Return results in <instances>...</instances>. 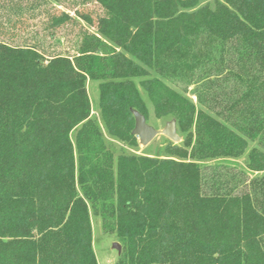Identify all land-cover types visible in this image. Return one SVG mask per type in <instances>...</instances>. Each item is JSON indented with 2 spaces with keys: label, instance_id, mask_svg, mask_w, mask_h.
Returning <instances> with one entry per match:
<instances>
[{
  "label": "trees",
  "instance_id": "1",
  "mask_svg": "<svg viewBox=\"0 0 264 264\" xmlns=\"http://www.w3.org/2000/svg\"><path fill=\"white\" fill-rule=\"evenodd\" d=\"M18 1L0 13V264H97L90 214L116 264H264V0H94L96 32L49 56L7 36L29 27ZM142 93L182 134L164 156L105 138L137 146Z\"/></svg>",
  "mask_w": 264,
  "mask_h": 264
},
{
  "label": "rangeland",
  "instance_id": "2",
  "mask_svg": "<svg viewBox=\"0 0 264 264\" xmlns=\"http://www.w3.org/2000/svg\"><path fill=\"white\" fill-rule=\"evenodd\" d=\"M218 1L222 2L223 0H197L196 8L205 5L213 8ZM0 2L2 3V9L0 12L2 17V15L8 14V9L10 8L8 7V2L12 3L15 2V0H0ZM18 3L20 8L24 10V19H29L28 24L29 26L31 24V28L26 29V27H24L20 28L19 31L11 29L12 32L11 30H8L6 33L7 36L10 35L9 33L15 35L25 34L22 39L28 42L29 40H41L44 44L45 56L51 55L54 51L62 54H72L74 41H76L84 32L89 34L96 32L94 26L95 15L101 14L100 8L95 4L94 0H19ZM71 19L74 20L69 21ZM57 23L60 24L59 30L49 27ZM184 84L185 83H181L175 86L170 83V86L181 91L184 88ZM97 85L98 82L88 79L86 81L87 93L91 105V116L99 119ZM192 89L193 86L188 87L186 93L188 96H191ZM143 98L148 110L146 123L155 130H162L166 124L171 121V118L169 116L161 118L155 117L151 102L144 94ZM193 101L196 102V99L193 98ZM203 109L208 112L205 108ZM176 133L182 138V134L179 132L177 126ZM73 135L74 134L72 133V139ZM104 135L105 138L113 142L118 149L122 148L128 153H135L137 155L149 157L164 156L165 146L169 143L174 144L163 135H158L145 147L139 145L138 138L136 137L137 146L129 147L122 145L115 140L109 139L105 133ZM251 146H253V144H250V147ZM225 163L246 171V153L239 159L228 160L225 161ZM247 174H249L250 177L254 176L249 172ZM90 221L92 226V248L97 264H116L119 254L113 248V244H119L117 238L114 235L105 234L102 231L101 222L98 217L90 214Z\"/></svg>",
  "mask_w": 264,
  "mask_h": 264
},
{
  "label": "water",
  "instance_id": "3",
  "mask_svg": "<svg viewBox=\"0 0 264 264\" xmlns=\"http://www.w3.org/2000/svg\"><path fill=\"white\" fill-rule=\"evenodd\" d=\"M131 112L135 120V126L132 134L138 138V143L140 146H147L158 135H163L174 144H178L181 141L180 136H178L176 133V124L174 120L168 122L162 130H155L146 123L145 117L143 115L134 110ZM113 248L118 254H120L121 247L119 244H113Z\"/></svg>",
  "mask_w": 264,
  "mask_h": 264
},
{
  "label": "crops",
  "instance_id": "4",
  "mask_svg": "<svg viewBox=\"0 0 264 264\" xmlns=\"http://www.w3.org/2000/svg\"><path fill=\"white\" fill-rule=\"evenodd\" d=\"M28 21H29V19H28ZM28 28H31V24H30V26Z\"/></svg>",
  "mask_w": 264,
  "mask_h": 264
}]
</instances>
